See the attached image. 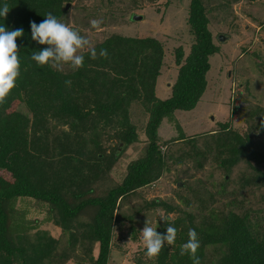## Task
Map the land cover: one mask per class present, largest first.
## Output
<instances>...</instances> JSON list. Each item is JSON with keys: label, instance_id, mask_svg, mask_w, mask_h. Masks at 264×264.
<instances>
[{"label": "trees", "instance_id": "16d2710c", "mask_svg": "<svg viewBox=\"0 0 264 264\" xmlns=\"http://www.w3.org/2000/svg\"><path fill=\"white\" fill-rule=\"evenodd\" d=\"M68 1L0 0L10 8L6 19L0 17V26L24 30L17 38V87L0 105V264H107L114 228L128 220L134 223L135 238L140 234L136 224L145 225L158 209L168 217L169 211L177 213L169 220L180 229L176 242L165 244L149 260L136 257L135 264H192L188 255H180L191 228L200 240L201 264H264V191L258 207L242 212L210 206L214 194L189 184L186 187L195 189L200 201L197 213L157 196L122 208L132 196H141V187L158 181L172 167L185 171L192 161L197 168L208 157L227 173L240 162L246 164L241 186H264L263 106L249 112L256 119L242 133L229 120H217L219 129L203 133L184 129H196L187 122L194 119L206 89L209 56L219 49L203 0H189L187 23L193 42L186 55L176 45L174 79L164 96L156 79L166 42L155 35L104 36L93 45L98 54L107 49V59L92 60L85 53V65L77 71L65 65L61 72L32 61V52L46 45L32 39L31 22L39 24L51 12L69 25ZM66 80H71L70 86ZM163 119L165 137L159 133ZM176 140L188 143L187 148L173 150L172 144L162 150L161 145ZM129 146L135 153L120 173V156ZM160 216L153 227L166 234ZM50 224L58 227V234L51 232Z\"/></svg>", "mask_w": 264, "mask_h": 264}, {"label": "rangeland", "instance_id": "374dc122", "mask_svg": "<svg viewBox=\"0 0 264 264\" xmlns=\"http://www.w3.org/2000/svg\"><path fill=\"white\" fill-rule=\"evenodd\" d=\"M67 3L69 25L75 24L81 28L92 43L114 32L133 36L155 35L165 41V53L156 84L158 88L162 87L158 90L160 96L167 93L168 84L174 79L175 47L181 45L186 55L194 38L187 23L189 0H69ZM203 3L209 17V27L216 33L214 42L219 49L209 56L207 86L194 108V119L190 117L191 121L187 122L194 123L193 127L196 129L192 130L188 126L184 129L191 134L203 133L219 129L217 120H229L231 127L242 133L256 119L249 112L254 108L264 107V0H203ZM132 13L141 14V17L131 18ZM92 20H100V26L93 28L90 23ZM220 35L224 38L220 39ZM170 41L175 45L170 46ZM186 113L190 115V112ZM143 123L144 121H140L139 125ZM166 124L163 119L159 126V133L164 137L168 133ZM175 131L177 134V130ZM198 142L200 146L201 140ZM170 143L167 147L162 143L165 145H161L162 150L168 149V145L172 144L173 150L187 148L188 145L177 140ZM134 153V148L130 146L122 152L120 159L123 160L118 167L120 173L126 171L127 162ZM195 159L201 160L202 156ZM246 168V164L240 162L227 173L214 158L208 157L197 168L189 161L185 171L172 167L158 181L141 187V193L138 192L141 196H132L130 202H125L122 208H134L142 199L157 196L173 201L194 214L200 208V201L195 198L194 190L203 188L214 194L215 202L209 205H216L222 211L242 212L249 206L251 209L256 208L260 205L257 200L264 191V186L258 190L241 186V175L246 172ZM186 184L195 189L190 190ZM181 194L188 198L187 201H181ZM122 208L119 209L122 211ZM206 208L208 211L209 206L206 205ZM168 213L171 218L177 215L174 211ZM158 215H163L161 209L147 218L150 226H154ZM136 225L140 234H136L135 238L134 223L128 220L119 228H114L107 264H135L136 257L140 256L151 259L146 255L142 239L141 230L145 225ZM48 227L51 232L58 234L57 226L50 224ZM179 231L177 229V237ZM94 252L97 253V248Z\"/></svg>", "mask_w": 264, "mask_h": 264}, {"label": "clouds", "instance_id": "9594fccd", "mask_svg": "<svg viewBox=\"0 0 264 264\" xmlns=\"http://www.w3.org/2000/svg\"><path fill=\"white\" fill-rule=\"evenodd\" d=\"M9 11L7 2L0 5V17L6 19ZM90 23L93 28H98L101 21L92 20ZM30 26L32 39L41 45H46L39 51H33L30 57L40 66L47 65L54 70L64 72V66L67 65L72 71H77L85 65V53H88L92 60L108 57L107 49H101L98 54L87 35H82L79 29L61 22L51 12L47 13L39 24L32 21ZM23 35L22 28L8 30L5 26H0V105L6 102L11 91L17 87L16 82L21 74L17 38ZM64 74L67 75L66 72ZM65 83L70 86L71 80H66ZM160 218L167 225L166 234L150 226L149 221L141 230L146 255L149 258L158 256L165 244L172 246L177 239V229L169 223L171 218L165 215H161ZM199 248L198 233L195 228H191L188 232V240L181 245L180 255H188L192 264H201L197 255Z\"/></svg>", "mask_w": 264, "mask_h": 264}, {"label": "water", "instance_id": "95a60500", "mask_svg": "<svg viewBox=\"0 0 264 264\" xmlns=\"http://www.w3.org/2000/svg\"><path fill=\"white\" fill-rule=\"evenodd\" d=\"M68 7V3H66V5H65V8H67ZM141 17V15L140 14H133L132 15V18H140ZM224 38V36L223 35H220V39H223Z\"/></svg>", "mask_w": 264, "mask_h": 264}]
</instances>
